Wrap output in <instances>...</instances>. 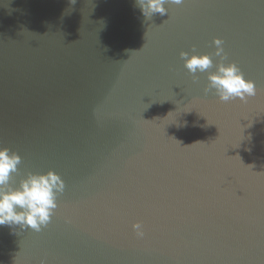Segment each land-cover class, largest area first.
<instances>
[{"label": "water", "instance_id": "water-1", "mask_svg": "<svg viewBox=\"0 0 264 264\" xmlns=\"http://www.w3.org/2000/svg\"><path fill=\"white\" fill-rule=\"evenodd\" d=\"M0 264H264V0H0Z\"/></svg>", "mask_w": 264, "mask_h": 264}]
</instances>
